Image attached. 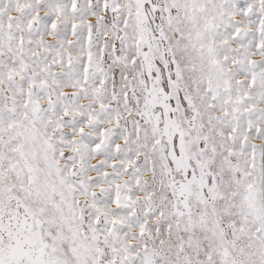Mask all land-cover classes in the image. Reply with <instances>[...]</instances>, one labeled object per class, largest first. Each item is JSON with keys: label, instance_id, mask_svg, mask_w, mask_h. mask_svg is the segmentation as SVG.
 <instances>
[{"label": "snow or ice", "instance_id": "snow-or-ice-1", "mask_svg": "<svg viewBox=\"0 0 264 264\" xmlns=\"http://www.w3.org/2000/svg\"><path fill=\"white\" fill-rule=\"evenodd\" d=\"M0 264H264V0H0Z\"/></svg>", "mask_w": 264, "mask_h": 264}]
</instances>
